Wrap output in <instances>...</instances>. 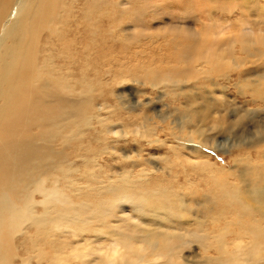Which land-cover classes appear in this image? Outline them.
<instances>
[{"label": "rangeland", "instance_id": "1", "mask_svg": "<svg viewBox=\"0 0 264 264\" xmlns=\"http://www.w3.org/2000/svg\"><path fill=\"white\" fill-rule=\"evenodd\" d=\"M151 12L137 39L106 55L103 72L91 73L94 116L78 128L75 139L81 140L63 146V170H53L44 186L59 189L69 203L66 211L78 207L90 214L113 198L107 183L145 175L138 182L146 191L170 186L164 196H171L175 220L165 223L167 229L140 224L129 219L135 213L130 206L119 208L125 200L114 203L118 209H110L119 225L138 228L134 236L143 242L147 234L156 238L149 249L133 237L138 257L132 264H212L233 251L235 264H264V141L258 143L264 109L256 105L264 90V0H152ZM225 112L227 120L247 117L232 136L218 132ZM198 125L207 127L200 137L194 133ZM208 170H216L226 194L245 201L228 224L223 218L213 222L214 209H206ZM41 194L35 191L29 201L33 211H53L56 203L45 207ZM27 225L13 238L12 264H131L120 234L95 217L76 230L47 226L39 243L44 250L46 244L55 247L37 263L29 259L37 230Z\"/></svg>", "mask_w": 264, "mask_h": 264}, {"label": "bare ground", "instance_id": "2", "mask_svg": "<svg viewBox=\"0 0 264 264\" xmlns=\"http://www.w3.org/2000/svg\"><path fill=\"white\" fill-rule=\"evenodd\" d=\"M151 7L152 0H0V264H12L13 238L25 230V223L37 230L33 233L37 238L29 247V259L36 257L39 263L40 257H44L50 247H55V244H46L44 250L39 243L49 229L47 226L68 225L76 230L84 227L86 220L92 217L102 224L107 223L108 231L120 234L119 238L123 239L118 242L123 243L125 255L132 264L134 257H138L133 237L141 239V246L149 249L154 247L149 241L154 242L156 238L147 234L149 240L143 242V236H134L138 228L129 230L118 224L121 219L112 214L110 208L118 209L114 203L119 200H125L119 208L124 205L135 210L129 219H136L140 224L165 229V223L174 224L175 212L169 205L171 196H164L170 186L165 183L157 192L146 191L138 182L145 175L131 179L128 174L129 178L119 177V184L115 181L105 183L103 187L113 198H106L101 202V210L97 212L93 208L90 214L81 207L66 211L69 203L64 195L56 192L59 189L55 185L52 189L44 186L53 170H63L62 162L66 158L63 146L81 140L80 137L75 139L78 128L94 116L91 73L103 72L106 55L137 39L141 33L139 25L154 17ZM204 58L209 63V55ZM222 70L223 67L215 72ZM204 84L199 83V87ZM259 96L258 103L254 98L251 100L263 110L264 90ZM228 117L227 112L223 113L220 119L225 123L218 132L232 136L247 117L245 113L236 121L227 120ZM196 130L194 133L200 137L207 127L198 125ZM263 141L264 136H261L258 143ZM50 169L52 171L48 172ZM207 172L204 195L210 207L206 209H214L213 222L223 218L228 224L234 219L231 217L246 207L245 201L238 195L231 197L224 192L216 170ZM192 187L194 192L199 191L198 187ZM35 191L42 193L40 202L45 207L56 203L53 211L48 210L49 207L39 214L33 211L34 202L29 201H33ZM117 192L121 196L117 197ZM112 216L114 219L109 220ZM251 232L254 236L260 234L257 229ZM166 252L170 254L169 250ZM233 252L223 259L215 258L212 264H235L237 255ZM75 253L74 257L79 255ZM165 260L167 262L166 256Z\"/></svg>", "mask_w": 264, "mask_h": 264}]
</instances>
